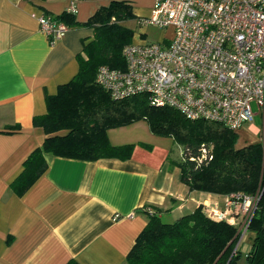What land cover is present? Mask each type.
<instances>
[{"label":"crops","instance_id":"obj_1","mask_svg":"<svg viewBox=\"0 0 264 264\" xmlns=\"http://www.w3.org/2000/svg\"><path fill=\"white\" fill-rule=\"evenodd\" d=\"M154 1L131 0L134 15H148ZM108 3L0 0V264H66L71 259L125 264L148 220L147 207L166 222L199 206L204 212L227 210L237 227L244 220L239 203L228 205L226 195L190 190L169 154L139 145L124 159L45 153L47 168L36 181L20 196L10 189L23 161L46 136L33 117L46 112L45 95L55 94L77 73L76 57L93 37L86 21ZM71 5L77 24L50 42L37 16H57ZM257 129H240L238 144L257 142ZM244 131L254 138H245Z\"/></svg>","mask_w":264,"mask_h":264},{"label":"trees","instance_id":"obj_2","mask_svg":"<svg viewBox=\"0 0 264 264\" xmlns=\"http://www.w3.org/2000/svg\"><path fill=\"white\" fill-rule=\"evenodd\" d=\"M49 15V14H48ZM74 13L65 11L54 19L75 25ZM51 16V15H50ZM137 17L131 0H109L86 21L93 37L77 55L78 71L55 94L45 95L46 112L32 122L45 133L40 146L23 161L22 171L10 189L22 195L46 170L45 153L95 160L103 157L128 158L135 145L151 149L148 143L114 145L108 140L112 127L146 120L150 130L170 136L181 146L179 159L171 158L181 171V180L190 190L222 195L259 197L247 229L252 244L245 255L247 264H264V155L259 142L238 144L239 134L223 124L189 119L167 106L149 103L146 94L113 98L95 81L102 65L122 68V48L133 39L134 31L126 21ZM212 158L197 164L201 146ZM238 227L227 220L209 217L201 206L171 222L161 220L154 211L125 257V264H238L241 255L235 248ZM245 230V231H246ZM66 264H78L71 259Z\"/></svg>","mask_w":264,"mask_h":264},{"label":"built area","instance_id":"obj_3","mask_svg":"<svg viewBox=\"0 0 264 264\" xmlns=\"http://www.w3.org/2000/svg\"><path fill=\"white\" fill-rule=\"evenodd\" d=\"M69 12H75L73 5ZM37 21L50 42L68 29L48 14L38 15ZM136 23L140 31L121 51L124 66L100 65L96 83L113 98L146 94L152 105L237 132L259 114L261 124L254 134L264 155V0H155L148 16L137 17ZM148 25L170 29V36L144 40L142 29ZM211 158L210 149L202 145L195 161ZM258 197V192L226 196L228 205L239 203L244 213L235 248ZM146 211L153 213L150 207ZM205 213L232 222L227 210L210 208Z\"/></svg>","mask_w":264,"mask_h":264},{"label":"rangeland","instance_id":"obj_4","mask_svg":"<svg viewBox=\"0 0 264 264\" xmlns=\"http://www.w3.org/2000/svg\"><path fill=\"white\" fill-rule=\"evenodd\" d=\"M125 24L131 27L134 32L140 31L139 26L134 20L126 21ZM142 30L146 32V35H143L142 39L150 41V42L158 41L161 39L162 36H168V37L170 36V29L163 30V29L157 28L154 25H148L147 27H144ZM252 107H253V110L256 109V106L254 104H252ZM260 124H261V120L258 114L254 117L251 123L245 124L243 128L247 129L248 125H255L256 127H259ZM244 133L246 134L245 138H248V139L254 138V136L251 134H248L247 131H244ZM108 136L110 140L116 141V142L133 141L136 144H139V142L148 143L151 145V148L153 147V149H155L157 153H163L165 155L169 154L170 158H173V159H179L182 154L181 146H179L172 139V137L160 136V135L153 133L150 130L148 123L144 119H140L131 124L112 127L111 129L109 128ZM255 136L257 137V135ZM238 207H239L240 212L244 214L243 208L241 207V205H238ZM251 235H252V232L250 230H246L243 233V235H241L240 237L238 247L241 248L242 254L238 258V264H247L246 259H245V253L251 248V244H252Z\"/></svg>","mask_w":264,"mask_h":264}]
</instances>
